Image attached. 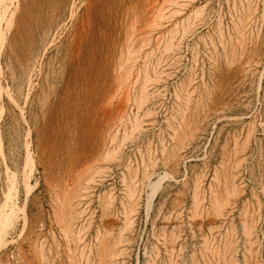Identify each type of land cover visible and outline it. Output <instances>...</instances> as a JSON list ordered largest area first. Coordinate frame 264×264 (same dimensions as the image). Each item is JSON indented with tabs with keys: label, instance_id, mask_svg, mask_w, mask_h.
<instances>
[{
	"label": "rangeland",
	"instance_id": "obj_1",
	"mask_svg": "<svg viewBox=\"0 0 264 264\" xmlns=\"http://www.w3.org/2000/svg\"><path fill=\"white\" fill-rule=\"evenodd\" d=\"M0 264H264V0H0Z\"/></svg>",
	"mask_w": 264,
	"mask_h": 264
},
{
	"label": "bare ground",
	"instance_id": "obj_2",
	"mask_svg": "<svg viewBox=\"0 0 264 264\" xmlns=\"http://www.w3.org/2000/svg\"><path fill=\"white\" fill-rule=\"evenodd\" d=\"M13 1H14V0H7V4H8V3H12Z\"/></svg>",
	"mask_w": 264,
	"mask_h": 264
}]
</instances>
